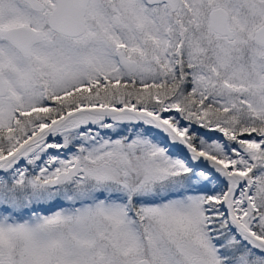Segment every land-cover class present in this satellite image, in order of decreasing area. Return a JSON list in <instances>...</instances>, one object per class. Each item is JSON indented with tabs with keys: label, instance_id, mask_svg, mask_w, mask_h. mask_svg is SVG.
<instances>
[{
	"label": "snow or ice",
	"instance_id": "snow-or-ice-1",
	"mask_svg": "<svg viewBox=\"0 0 264 264\" xmlns=\"http://www.w3.org/2000/svg\"><path fill=\"white\" fill-rule=\"evenodd\" d=\"M0 264H264V0H0Z\"/></svg>",
	"mask_w": 264,
	"mask_h": 264
}]
</instances>
